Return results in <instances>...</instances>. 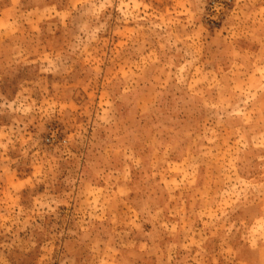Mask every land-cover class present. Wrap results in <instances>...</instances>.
<instances>
[{
    "label": "rangeland",
    "instance_id": "obj_1",
    "mask_svg": "<svg viewBox=\"0 0 264 264\" xmlns=\"http://www.w3.org/2000/svg\"><path fill=\"white\" fill-rule=\"evenodd\" d=\"M0 264H264V0H0Z\"/></svg>",
    "mask_w": 264,
    "mask_h": 264
}]
</instances>
